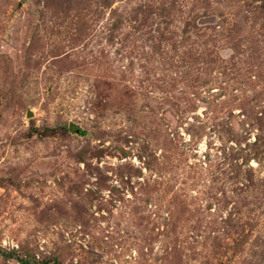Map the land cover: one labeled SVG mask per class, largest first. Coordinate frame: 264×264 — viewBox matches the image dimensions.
<instances>
[{
  "label": "rangeland",
  "instance_id": "374dc122",
  "mask_svg": "<svg viewBox=\"0 0 264 264\" xmlns=\"http://www.w3.org/2000/svg\"><path fill=\"white\" fill-rule=\"evenodd\" d=\"M0 264H264V0H0Z\"/></svg>",
  "mask_w": 264,
  "mask_h": 264
}]
</instances>
